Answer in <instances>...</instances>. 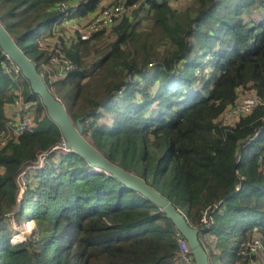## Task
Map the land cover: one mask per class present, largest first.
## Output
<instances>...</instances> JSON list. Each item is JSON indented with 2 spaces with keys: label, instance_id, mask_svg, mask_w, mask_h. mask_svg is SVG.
I'll use <instances>...</instances> for the list:
<instances>
[{
  "label": "trees",
  "instance_id": "trees-1",
  "mask_svg": "<svg viewBox=\"0 0 264 264\" xmlns=\"http://www.w3.org/2000/svg\"><path fill=\"white\" fill-rule=\"evenodd\" d=\"M60 1L69 0H0V20L29 58L37 47L34 34L51 28ZM99 2L80 0L77 12L85 15ZM146 3L153 28L129 52L154 53L158 31V44L168 48L155 52L159 59L149 62L148 54L142 66L126 58L123 79L101 97L85 81L99 67L97 59L84 65L81 54L98 45V33L68 51L78 69L50 91L73 119L87 112L83 134L92 145L142 177L189 224L198 225L201 212L219 203L209 228L215 239L212 262L215 255H228V264H244L241 244L252 231L264 236V0H198L197 12L185 17H177L164 1ZM258 7L257 17L249 16ZM144 8L140 4L135 13ZM133 26L124 16L112 28L110 53H120V45L134 39ZM41 57L46 62L42 52ZM5 60L0 49V126L6 121L4 105L13 102L20 79L25 98L37 101L42 116L0 146V264H176L177 230L165 213L111 174L91 173L83 158L62 148L52 151L32 175L35 185L29 183L14 215L19 223L34 222L32 235L22 243L10 242L3 216L15 204V176L39 151L63 139L28 81L21 73L14 81L4 71ZM156 83L152 96L149 89ZM238 89L253 91L261 104L234 125H221L217 119L234 104ZM137 93L140 101H135ZM101 110L111 114L108 123L98 122ZM25 208L29 214L23 217Z\"/></svg>",
  "mask_w": 264,
  "mask_h": 264
},
{
  "label": "built area",
  "instance_id": "built-area-1",
  "mask_svg": "<svg viewBox=\"0 0 264 264\" xmlns=\"http://www.w3.org/2000/svg\"><path fill=\"white\" fill-rule=\"evenodd\" d=\"M69 2L60 1L55 5V10L59 13V17L52 24L51 28L43 31L36 40L37 47L41 49L46 57V62L41 64L43 74H40L47 86H52L54 83L64 79L71 71L78 69V64L68 53L73 46L79 42L89 41L95 34L109 31L119 23L124 16H127L140 4L144 5L145 8L147 7V0H140L133 4L119 2L109 6H103L95 12L93 11L88 12L86 15H80L77 12L78 4ZM111 36L115 38V34L112 30ZM152 64L153 63H149L148 65L151 66ZM2 65L4 71L9 74L14 81H17L20 69L7 57ZM81 69H84V67H81ZM15 89V114L11 116L15 121L11 125V120L9 119L4 126H0V146L7 143L10 139H16L24 132L30 130L34 125L33 109L37 107V101L26 99L20 86H17ZM238 100L239 99H237L234 104L228 106L222 113L225 115L223 122H219L217 119L221 125H234L242 116L249 114L257 105L261 104L260 98L255 94ZM84 121L86 122L87 120L84 119ZM257 134L258 131L254 133V136ZM62 144L63 141L60 144L51 147L50 150L39 151L36 154V159L30 165L20 169L14 179L17 187L15 204L10 211L4 214L3 219L8 220L7 218L11 217L13 222L16 221L14 215L19 211L24 201V194H26L29 183H31V179L28 177L29 172L33 169L36 172L37 169L42 168L47 161V156H49L52 151L58 148L64 149ZM24 177H26L25 181ZM218 204L219 203H216L212 206L206 207L201 212L198 225L195 226L199 229L198 239L202 247L208 253L211 264H215L210 257V250L215 247V239L210 233L209 228L214 222L212 213L218 207ZM1 218L2 217H0V219ZM29 221L34 223L31 220L26 221L24 230L16 231L11 235V243H22L26 239H29L34 230L31 226H28ZM22 234H24V236L26 235V237L22 236ZM16 235L22 237L15 239ZM175 239L178 245V251L175 257L176 264H195L186 240L178 231L175 233ZM240 247L239 254L245 260L244 264H259L256 257L259 254L264 257V242L258 237L251 238L249 241L241 244Z\"/></svg>",
  "mask_w": 264,
  "mask_h": 264
},
{
  "label": "water",
  "instance_id": "water-1",
  "mask_svg": "<svg viewBox=\"0 0 264 264\" xmlns=\"http://www.w3.org/2000/svg\"><path fill=\"white\" fill-rule=\"evenodd\" d=\"M0 49L2 54L20 69V73L28 81L31 91L39 97L47 116L60 131L63 148L73 151L83 158L88 163L91 173L111 174L127 188L141 193L154 203L184 237L195 264H211L208 253L198 239L199 229L189 224L184 215L165 196L148 185L142 177L111 162L92 145L83 134V121L88 113L84 112L75 119L71 117L64 103L47 87L33 60L17 45L16 40L10 35L1 20Z\"/></svg>",
  "mask_w": 264,
  "mask_h": 264
},
{
  "label": "rangeland",
  "instance_id": "rangeland-1",
  "mask_svg": "<svg viewBox=\"0 0 264 264\" xmlns=\"http://www.w3.org/2000/svg\"><path fill=\"white\" fill-rule=\"evenodd\" d=\"M69 1H72V2H69ZM69 1H68L69 3L78 4L80 0H74V1L69 0ZM159 1L166 2L168 4V6L170 7V9L176 14L177 17H185L188 15L193 16L198 10V0H159ZM119 2L125 3L126 1L125 0H100V2L93 9V11L95 12L103 6H109V5H112L115 3H119ZM137 8L134 9L133 11H131L127 15L131 19V21L134 25L133 27L135 28L134 31H136L137 34L132 41L128 42V45H125V44L120 45V50H121L120 53L112 54L109 52L110 50H109L108 43L114 39V37L111 36L112 28L109 31H107L105 33H101V35H99V37L97 39V41H98L97 46H92V49L90 51H88V50H85L83 52L81 51V54H83L82 64H84V65L88 64V66H90L92 64V62H94L97 59L96 63H98L97 65L99 67H97V69L94 71L95 74H93L89 79H87L85 81H87L93 87V89L96 90L95 92H97L98 94L100 93L101 97H104V95L108 89L112 88L116 83H118L119 81H121V79H123L122 78L124 75L123 71L126 70V67H127L124 65L126 58L131 57L132 59H134V61L136 63H139V65L143 66L146 62V59H148L147 58L148 54H150V56H151V58H149L148 61L149 62L153 61V60L155 61V60L159 59V57L155 56V55H157L155 53L156 51L161 53L165 49H168L167 47L164 46V44H158L159 32L155 31L156 34L154 36L153 45H156V47L154 49V53H153V49H149L148 54L141 52L140 54L130 55L129 51L132 48L137 47L138 44L143 40L142 35L145 32L152 30V28H153V19H152L151 12H147L146 11L147 9L144 8V10L135 13ZM93 11H90V12H93ZM260 11H261L260 7L255 8L254 10H252V12L249 16L256 18L257 15L260 13ZM246 19H247V17H246ZM155 32H153V34ZM42 33H43V31L36 32L34 34V37L32 38V40L35 41V43H36L37 38ZM148 46L151 47L150 45H148ZM41 52H42L41 49L36 47V49L30 54V56H31V59L34 60V62H36L37 65H39L40 73L43 74V71L41 68V64L43 63V58L42 57L39 58V54H41ZM107 53L109 54L108 55L109 58L102 62V60H103L102 58H104V56ZM39 67H38V70H39ZM148 67H152V66H148ZM96 73H98V75ZM98 79H99V81H96ZM17 85H19L22 88L23 93L26 92L24 89V83L21 79L17 82ZM157 86H158V83H156L154 86H151V88L149 89L150 95H152V96L154 95ZM49 88H50V90H52L53 86H49ZM253 94H254V92L251 90L238 89L237 99L241 100L242 98L249 97ZM114 98L117 99L116 97H114ZM141 99H142L141 94L137 93L135 101H140ZM14 100H15V96H14L13 102H12V104H13L12 106L15 107ZM152 107H155V103L152 105ZM103 111L104 110H101V112H103ZM149 113H150V110L148 112H146V115H149ZM40 116H42V112L39 115L38 107L34 108L33 109V124L35 123L36 118H38ZM110 118H111L110 113L103 112V115L100 117V119H98V122L99 123H108ZM224 118H225V115L222 114L218 118V121L223 122ZM9 119L11 120V125H12L14 123L15 119H13V117L10 116V117L6 118L5 123ZM87 137H88V135H87ZM54 161L57 162L58 157H55ZM0 170H1V168H0ZM35 173L36 172L33 169L29 172V175H28V177H30V179H31L30 182L32 184H34V179H33L32 175ZM25 180H26V177H24V181ZM24 195H26V194H24ZM24 199H25V197H24ZM28 214H29V208H25V210L23 211V217L27 216ZM7 219L8 220H6V223L10 226V237L16 231H20V230L25 229L24 225L26 224L25 223L26 221L23 223H19L17 221L13 222L11 217H8ZM18 220L20 222H22L23 219L20 220V218H18ZM29 223L30 224H28V226H31L32 228H34V223H32L30 221H29ZM24 234H22V236H24ZM250 234L251 235L249 236V238L247 240H245V242L249 241L253 237H258L261 241L264 242V236L259 231H257V230L252 231ZM24 237H26V235ZM228 258H229V256L225 255L223 258L219 259V257L217 255H215L213 257V260L217 264H228L229 263ZM256 258L258 259L259 264H264V257H262L261 254H259Z\"/></svg>",
  "mask_w": 264,
  "mask_h": 264
},
{
  "label": "crops",
  "instance_id": "crops-1",
  "mask_svg": "<svg viewBox=\"0 0 264 264\" xmlns=\"http://www.w3.org/2000/svg\"><path fill=\"white\" fill-rule=\"evenodd\" d=\"M12 103H6L4 105V116L5 118H8L10 116H13L15 114L14 112V106H12Z\"/></svg>",
  "mask_w": 264,
  "mask_h": 264
},
{
  "label": "bare ground",
  "instance_id": "bare-ground-1",
  "mask_svg": "<svg viewBox=\"0 0 264 264\" xmlns=\"http://www.w3.org/2000/svg\"><path fill=\"white\" fill-rule=\"evenodd\" d=\"M29 224H30V223H29ZM19 237L21 238L22 236H20V235H16V236H15V239H16V238H19Z\"/></svg>",
  "mask_w": 264,
  "mask_h": 264
}]
</instances>
